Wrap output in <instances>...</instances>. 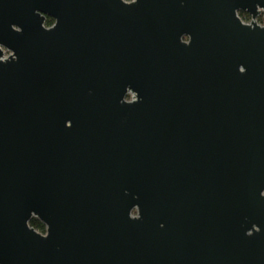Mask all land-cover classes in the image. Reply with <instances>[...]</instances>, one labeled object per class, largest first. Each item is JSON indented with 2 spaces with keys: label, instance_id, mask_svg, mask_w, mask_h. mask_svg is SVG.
<instances>
[{
  "label": "water",
  "instance_id": "1",
  "mask_svg": "<svg viewBox=\"0 0 264 264\" xmlns=\"http://www.w3.org/2000/svg\"><path fill=\"white\" fill-rule=\"evenodd\" d=\"M0 264H264V0H0Z\"/></svg>",
  "mask_w": 264,
  "mask_h": 264
},
{
  "label": "flooded vegetation",
  "instance_id": "2",
  "mask_svg": "<svg viewBox=\"0 0 264 264\" xmlns=\"http://www.w3.org/2000/svg\"><path fill=\"white\" fill-rule=\"evenodd\" d=\"M126 1H130V0H126ZM240 12H244V11H240ZM239 12V13H240ZM244 13H246V14H248L247 12H244ZM249 15V18H247V17H245V16H241L240 15V17L242 18V20L244 21V22H246V23H249V22H251L253 19H252V17H251V15L250 14H248ZM49 18H51V17H47V19H46V22H45V25L47 26V27H50V26H52L53 25V23H54V19L53 18H51L53 21H52V24H48L47 23V21H48V19ZM257 22H259V23H262L263 22V14H260V15H258L257 17H256V19H255ZM249 21V22H248ZM4 47H2V49H3ZM4 50H6V48H4ZM9 51V50H8ZM10 55V54H9ZM128 100H131L132 99V96L131 95H128L127 97H126ZM45 229H46V227H45Z\"/></svg>",
  "mask_w": 264,
  "mask_h": 264
},
{
  "label": "trees",
  "instance_id": "3",
  "mask_svg": "<svg viewBox=\"0 0 264 264\" xmlns=\"http://www.w3.org/2000/svg\"><path fill=\"white\" fill-rule=\"evenodd\" d=\"M241 16H245L247 18H249V15L244 13V12H240L239 13ZM52 19L49 18L47 23L50 25L52 24ZM30 225H32L34 228H36L37 230H39L40 232H45V225L40 221L38 220L37 218H33L31 221H30Z\"/></svg>",
  "mask_w": 264,
  "mask_h": 264
},
{
  "label": "built area",
  "instance_id": "4",
  "mask_svg": "<svg viewBox=\"0 0 264 264\" xmlns=\"http://www.w3.org/2000/svg\"><path fill=\"white\" fill-rule=\"evenodd\" d=\"M3 51H4V57H8L9 54H11L10 51H8L7 49L4 50V48H3Z\"/></svg>",
  "mask_w": 264,
  "mask_h": 264
},
{
  "label": "rangeland",
  "instance_id": "5",
  "mask_svg": "<svg viewBox=\"0 0 264 264\" xmlns=\"http://www.w3.org/2000/svg\"><path fill=\"white\" fill-rule=\"evenodd\" d=\"M249 22V21H248ZM39 231V230H38ZM42 233H45V232H42Z\"/></svg>",
  "mask_w": 264,
  "mask_h": 264
}]
</instances>
